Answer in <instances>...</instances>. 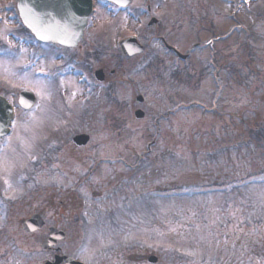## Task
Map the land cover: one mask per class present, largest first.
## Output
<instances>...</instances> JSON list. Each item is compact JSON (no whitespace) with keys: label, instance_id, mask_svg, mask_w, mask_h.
I'll return each instance as SVG.
<instances>
[{"label":"rangeland","instance_id":"obj_1","mask_svg":"<svg viewBox=\"0 0 264 264\" xmlns=\"http://www.w3.org/2000/svg\"><path fill=\"white\" fill-rule=\"evenodd\" d=\"M15 1L0 0V41L20 26ZM90 20L71 50L98 51L91 63L19 38L17 52L1 48L0 91L13 100L27 87L36 103L17 106L0 137V264L50 258L49 224L66 231L60 251L87 264H264V146L245 144L264 117V0H97ZM131 34L145 50L116 58ZM160 35L182 52L197 44L181 59ZM111 57L112 87L93 75ZM34 211L45 225L26 232Z\"/></svg>","mask_w":264,"mask_h":264},{"label":"water","instance_id":"obj_2","mask_svg":"<svg viewBox=\"0 0 264 264\" xmlns=\"http://www.w3.org/2000/svg\"><path fill=\"white\" fill-rule=\"evenodd\" d=\"M126 4L129 0H115ZM18 9L24 24L42 41H58L66 45H75L81 38L83 28L87 24L88 17L92 11V0H18ZM156 21L155 17L149 21ZM122 55H130L142 51L144 44L139 42L136 36H128L120 40ZM141 98V96H139ZM35 101V95L31 90L22 89L19 93V103L24 107H30ZM141 116L143 111L136 110ZM13 116L12 105L0 94V135L9 131V124ZM89 134L77 133L73 140L77 144L88 141ZM24 230L33 231L44 224L40 213L34 212L21 222ZM65 236V231L55 225L49 226L48 236L42 241L43 248L56 243L58 239ZM151 260L156 256L151 255ZM85 264L80 260L66 254H56L54 260H46L42 264Z\"/></svg>","mask_w":264,"mask_h":264},{"label":"flooded vegetation","instance_id":"obj_3","mask_svg":"<svg viewBox=\"0 0 264 264\" xmlns=\"http://www.w3.org/2000/svg\"><path fill=\"white\" fill-rule=\"evenodd\" d=\"M22 31V28L21 27H15L9 34H8V40L10 39V40H12L10 43H8V42H6V41H4V39H2L3 41H1V45L2 46H8V47H10V48H14L15 49V52H17V49L15 48V47H17V43H13V38H15L16 40H17V38H19V36L17 37V35H20V32ZM86 34V31H85V33H84V36H86L85 35ZM84 36H83V38H84ZM82 38V39H83ZM9 40V41H10ZM17 42V41H16ZM82 42V40L81 41H79V44L77 45V46H65V45H63V44H60V43H52V42H47V43H50V44H53V45H58L57 46V48L60 50V51H62V53L64 52V50H66V49H69V50H73V48H75V47H78L79 45H80V43ZM71 50V52H70V54H69V56L71 57V60L72 59H76V60H82L83 62H85L86 64L87 63H91V59L92 60H99V56H97V53H98V51L96 52V51H94L93 53L92 52H88V53H85V58H80L78 55L76 56V53L75 52H73ZM94 50V49H93ZM20 51V50H19ZM18 51V52H19ZM16 56V55H15ZM114 56L117 58V54H114ZM73 61V60H72ZM69 62H71V61H69ZM111 65V66H110ZM100 68H102V71H101V73H100V76H102L103 77V80H100L101 82H104L105 83V85H107V84H111V87L113 86V84H114V82L112 81V79L113 78H111L112 77V75L116 72V68H117V66L115 65V66H112V57L109 59V61H107V62H103L100 66H99ZM3 90H5V89H3ZM19 90L20 89H18L17 91L19 92ZM108 90H110V89H108ZM111 91V90H110ZM0 92H2V90L0 91ZM7 92L10 94L11 93V90H7ZM12 93H13V91H12ZM18 94V93H17ZM91 96V95H90ZM13 98H14V96H13ZM13 105H14V107H16V105H15V101H13ZM49 249H53V253H52V256L55 254V252H56V250H55V246L53 247V248H49ZM263 255H264V252H263ZM52 256L50 257V258H52ZM148 256L149 255H143V258H145V259H148ZM241 257H243V256H241ZM157 261H158V259H157ZM156 261V262H157ZM241 262H245L244 260L242 261V260H240ZM155 262V263H156ZM241 262H239V264L241 263Z\"/></svg>","mask_w":264,"mask_h":264},{"label":"trees","instance_id":"obj_4","mask_svg":"<svg viewBox=\"0 0 264 264\" xmlns=\"http://www.w3.org/2000/svg\"><path fill=\"white\" fill-rule=\"evenodd\" d=\"M259 120H261L259 124H255L249 129L248 139L245 141V144L252 149H255L256 144L264 146V117Z\"/></svg>","mask_w":264,"mask_h":264}]
</instances>
